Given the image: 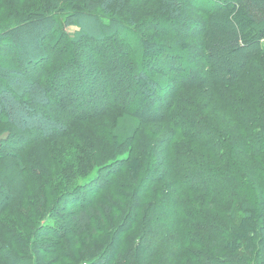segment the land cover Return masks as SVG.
<instances>
[{
	"label": "trees",
	"instance_id": "1",
	"mask_svg": "<svg viewBox=\"0 0 264 264\" xmlns=\"http://www.w3.org/2000/svg\"><path fill=\"white\" fill-rule=\"evenodd\" d=\"M154 1L159 8L155 22L151 21L153 25L145 22L138 25L135 16L123 22L120 11L127 0H47L27 22L21 23L13 17L0 25V41L14 42L22 53L30 39L41 40L42 52L35 53L37 49H31L28 56H24L29 58L23 61L26 67L27 64L38 66L40 62L45 67L41 80H29L21 71L23 66L19 71L0 64V132L4 129L8 132L6 140L0 141L2 264H40L35 259L37 248L29 246L23 236L25 233L35 238L43 235L42 229L40 232L28 230L32 220L43 217L41 220L46 221L53 212L64 211V207H69V213L66 216L68 226L62 230V235L70 231L71 236H82V241L94 242V236L100 234L106 241L103 247L94 243V250L83 246L89 264H143L150 260L152 255L142 257V252L147 254L150 251L146 246L169 243L149 237L151 224L155 223L153 216H158L161 223L164 219L171 223L169 230L163 225L159 226L160 229L155 227L159 231L158 237L165 235L168 240L179 239L181 252L191 256L197 264H264V0H220L209 11L189 0ZM61 13L64 17L60 24L56 15ZM99 15L111 17L105 23ZM83 19H92L94 24L87 26ZM192 22L196 23L195 30L185 32L183 29H188ZM163 25H169L171 31L175 26L179 30L171 33ZM70 26L79 28L73 39L66 40L68 43L57 41L56 31L63 32ZM141 29L153 38H172L168 40L169 44H161L159 49V45L154 44L156 42L135 37L134 34ZM157 31L160 32L156 34ZM29 33L31 37L26 36ZM46 38L48 48L45 51ZM63 45L66 47L64 63L52 65L64 52ZM98 49L105 51L107 57L104 60L100 61L98 53L93 52ZM147 49L148 52L156 51L159 69L145 71ZM91 55L97 60V66L84 64L85 57L92 59ZM57 68L62 72L55 78ZM208 75H212L211 83L218 86H231L253 75L249 82H254L256 87L252 84L251 88L244 80L240 91L247 95V99H252V105L246 111L244 106L237 107V113L242 111L244 116L236 117L239 125H230L223 133L222 129L215 130L211 121L214 110L201 112V120L196 118L199 128L196 125L193 131L190 130L193 133L190 142L196 143L197 150L192 146L190 149L178 138L184 137L188 131L184 130L182 123L189 125L192 117L176 111L183 104L181 98H187L188 90L199 87ZM107 76L112 81L128 79L134 88H130L131 93L127 89L121 92L116 88L109 90ZM95 82L106 91L95 89ZM85 94L93 97L87 101ZM108 95L110 97L104 98ZM136 98L142 101L140 105L133 103ZM63 100L66 102L61 105ZM69 101L85 105L83 112L86 115L80 113L83 117L79 119L88 116L108 120L117 116L114 110L125 116L111 125L110 134H107L108 147L97 155L96 151L91 156L87 154L93 157L92 164H98L100 168L90 170V163L80 155L77 157L80 165L67 169L65 182L68 184L77 175H85L80 185L71 190L62 180L54 181L55 176L49 169H42L40 155L34 165L27 164L34 172L24 170L26 163L16 165L11 159L16 151L23 159L32 158L33 151L28 146L36 140H42L41 144L50 143L56 135L66 139L72 131L68 122L75 121L73 114L76 112L71 113L73 107ZM52 109L60 116L68 114L67 120L57 121L50 117L48 114ZM143 116L153 119L145 121ZM177 117L186 119L175 121ZM154 119L161 129L170 131L160 141L147 136L141 129L156 122ZM123 121H126L125 127ZM205 130L209 131L204 136L212 134L213 138V131L222 133L223 141L201 143L204 137L200 131ZM167 137L171 142H165ZM162 143L164 150L160 152ZM84 146L77 149L86 151ZM14 159L17 163L23 161ZM43 160L51 162L53 170L59 165V160L51 155ZM5 164H15L17 170H21L18 175L21 179L25 174L36 179L34 187L38 190L35 189L29 201L40 209L38 217L26 216L22 204H19L21 180L15 190L9 186L13 185L11 181L7 179L8 184L6 179H1V175L7 172ZM251 188L256 193V201L250 200L247 190ZM46 204L45 214L43 208ZM60 205L64 207L60 208ZM214 207L227 210L229 219L212 214L210 209ZM236 211H240L248 229L234 230L230 222ZM5 214L14 215L18 224H12V219H6ZM8 222L11 227L6 226ZM194 224H197L204 242L201 250L193 251L189 245L200 246L197 239L184 241V235L179 231L184 229V234L190 236ZM134 231L140 235L136 239L131 235ZM23 242L25 247L14 249V244ZM66 243L69 242L63 244ZM51 248L52 244L49 253L61 260L73 258L69 250L59 254ZM225 250L228 251L224 257H219Z\"/></svg>",
	"mask_w": 264,
	"mask_h": 264
},
{
	"label": "rangeland",
	"instance_id": "2",
	"mask_svg": "<svg viewBox=\"0 0 264 264\" xmlns=\"http://www.w3.org/2000/svg\"><path fill=\"white\" fill-rule=\"evenodd\" d=\"M98 1V0H96ZM191 4H194L198 7L204 8L205 10L209 11L211 6H215L217 5V3L220 0H189ZM47 0H0V25L5 23L6 21H9L10 19H12L14 17V19H19V21H21V23H25L27 22L30 18H32V16H35L37 11H39L40 7L43 6L44 3H46ZM158 3H156V1L152 0V1H147V0H127L126 5L124 6V8L120 11V17L121 20L124 22L128 19V17H132L135 16L136 17V21L139 25V23L145 22V23H152V25L154 24V19L156 18L155 14L158 13ZM33 14V15H32ZM63 13L61 14H57L56 18L59 20H57L60 24L62 23L63 20ZM100 16V15H99ZM192 16V15H190ZM101 19L104 20L105 23L108 22V19L111 17L110 15H106L100 16ZM160 17V16H159ZM158 17V19H159ZM83 21L85 22V24L88 25H93L94 21L91 19H83ZM154 21V22H151ZM196 21V20H195ZM144 23V24H145ZM149 28L151 29L152 26L148 25ZM194 27L196 26V23H191L190 26L187 28H184L183 30L185 32L188 31H193L195 30ZM157 28V27H155ZM154 28V29H155ZM163 28H166L165 30H169L170 27L169 25L166 27L165 25H163ZM64 29V28H63ZM79 30L78 27L75 26H70V27H66L63 32L59 31V29L56 31V37L55 39L59 42H65L68 43L66 40H72L73 38V34L76 33ZM173 31H170L171 33H174V31L179 30L176 26L172 29ZM160 31H157L156 34H158ZM137 34V35H136ZM136 38H147V40L149 41H153L156 42L154 43L155 45H159L157 48L160 49V47L162 46L161 44L164 43H168V40L171 39L172 37H170L168 40L163 38V37H159V38H153L152 35H149V33H147L146 31H144L143 29H141L140 31H138V33L134 34ZM26 36H30L31 37V33L27 34ZM153 38V40L151 39ZM37 41H34L30 39V42H28L27 44H25V47H23V53L20 52L18 50V48H16V46L11 42H6L1 40L0 41V64L2 66L5 67H9L11 69H16L19 70L21 68V66L24 67V70H21L25 73V76L29 79V80H41V76L42 74L45 72L43 67V64L40 62L39 65H33V64H27V67L25 66V62L27 61V59L29 57H24L25 55L28 56V52H30V50L32 49H37V52L35 53H41L42 52V45H41V40L39 41L38 38H33ZM47 38L44 39V43H45V51L46 49V45H47ZM52 42V41H51ZM163 42V43H162ZM134 47H138V45L133 42ZM152 43V42H151ZM56 46V44H54V47ZM63 50L64 52L59 56V61L58 62H54L52 65L55 64H59L64 63V58L66 57L65 55V51H66V47L63 45ZM125 47H128L127 44H125ZM48 48V47H47ZM124 50V49H123ZM158 50V49H157ZM149 49H147V54H146V58L145 61H147L146 64V68L145 71L147 70V72L150 69H159L160 67V63L157 62V55H156V51H152V52H148ZM93 52H97L98 56H99V60H104L105 56L107 57V55L105 54V51H103L102 49H98L97 51H93ZM33 53V51H32ZM92 59H89V57H85L84 60V64H88L90 63L93 66H97V60L94 59V57L91 55ZM184 58L188 59L186 56H184ZM26 59V60H25ZM25 60V62L23 61ZM151 61V63L149 62ZM149 62V64H148ZM159 64H157V63ZM37 66V67H36ZM20 71V70H19ZM62 72V70L60 68H57L56 71H54V77H58L60 75V73ZM114 71V70H113ZM252 71V69H251ZM39 72L40 76H39ZM254 72V71H253ZM68 76H70V73H67ZM104 75H107L104 74ZM52 76V75H51ZM97 77H99V75H96ZM109 77V76H107ZM183 77H186L185 74ZM204 78V76H202V79ZM249 78H252L253 80V75H248L247 77H244L243 79H240V81H238L236 84H233L231 86H226L220 84L215 85L212 82V75H208L207 77H205L204 81H202L203 83L199 86V87H194V88H190V90H188L187 92V98H181L183 104H181L178 107V110L176 111L177 114L179 113H183L188 115L191 118V123L189 125H187L186 123H182V125L184 126V130L187 131L186 134H183L184 137H179L178 139H181L182 142L184 144H182L183 146H192L193 148H196V143L194 144L193 142H190V138L193 136V133H191V131H193L192 129L195 128V126L197 125L196 122V118H198V120L200 119V114L201 112H205L207 111V113H209V111H213L214 110V114L211 117V121L215 124L216 129L215 130H220L222 129V133L225 132L226 127H230V125L232 127H237L239 125L237 118L240 119L241 117L244 116V113L242 111H239L237 113L236 108L240 107V106H244L243 108L246 111V108L248 106L252 105V99L248 98L247 99V95H245V93H241L240 91L242 90V83L245 82L247 84H249V86L252 88V84L254 85V82L250 83L249 82ZM109 80L108 82V86L109 90L110 89H114L116 88L119 92L123 91L124 89H127L130 93H131V89L134 88V84H131L130 81L128 79H121L119 81V79H114V81H112L111 77L107 78ZM96 88H98L99 90H101L102 92H105L106 90L104 88H99L98 86L99 83L95 82V85H93ZM256 86L254 85V88ZM131 88V89H130ZM18 94H20V91L17 92ZM195 94H200V95H196ZM87 96V94H85V97ZM87 101L90 100V98H92L93 96H91V94H89L87 96ZM110 97V95H108L107 97L104 98H108ZM103 98V99H104ZM66 101L63 100L61 102V105H63ZM70 102V101H69ZM142 101H139L138 98L133 100V103L135 105H140ZM71 103V102H70ZM209 103V104H208ZM145 104V103H144ZM142 104V105H144ZM75 105V106H74ZM71 107H73V110L71 111V113L75 112L73 115L75 117V121H70L68 122V125L70 126V128L72 129V131L67 134L68 137L66 139H64L62 137V135H56V137L50 141V143H42V140H36V144L34 145V143H30V145L28 146L29 150L32 149L33 151V157L32 158H26L24 157V159L21 157L20 152L16 151L14 154L15 156L12 157L11 159L13 160V162L16 165H20L22 163H26L24 165V170L26 171H33V168L31 169L30 166H28L27 164L29 163L30 165H34L35 162H37L39 155L41 156V163L40 166L42 167V169L44 170H48L51 171V175L55 176L54 181H58V180H62V182H64L65 184L69 185L70 190L73 188H76L80 185V183L82 182V180H84L85 175H77L69 184L68 182H65V177L67 175V169L73 167V166H77L80 165V162L78 161V156L80 155H84L85 159L87 160V163H90L89 169L90 170H95L100 168L101 166H99L98 164L94 165L92 164L93 162V157H90L92 155L93 151H96V155L99 153H102L101 149H105L106 147H108L107 144V134H110V127L111 125H113V123H115L119 118H123L125 116H123V113H120L119 111L116 112L117 116H113L108 120H100L98 117H86L85 119H79L80 117V113H83L84 117H85V105H78V101H72V103L70 104ZM79 106V107H78ZM154 106H152L153 108ZM235 108V109H234ZM58 110V108H57ZM57 110H53L51 115L49 112V116L53 117L55 120L57 121H65L67 120L68 114L62 113V115H58L57 114ZM143 111V110H142ZM141 111V112H142ZM175 113V114H176ZM198 113V117H196V114ZM185 115V116H186ZM145 121L147 120H151L153 118L147 116H143ZM187 117V116H186ZM186 117H177L175 119L176 120H180V119H186ZM237 117V118H236ZM205 119H208V117H206ZM204 119V120H205ZM155 120V119H154ZM156 122L153 123H148L146 124L145 128H141L142 130H144L146 132L147 136L150 137H154L155 140L160 141L162 139V137L166 136L167 133H169L170 131H167L166 129H164L162 127L161 129V125L157 122V120H155ZM125 123V124H124ZM122 125L125 127L126 126V121H123ZM186 125V126H185ZM210 126V125H209ZM1 127V125H0ZM197 128H199V125H197ZM191 130V131H190ZM1 131V130H0ZM207 131L209 130H205L200 131L202 133V136L204 137V140L201 142L203 144H206V142H210L209 140H212V142L215 141H220V139L222 138V133L219 134V132H215L213 131L214 134V138L211 136L212 134H209L210 136H204V134L207 133ZM196 132V131H194ZM198 133V132H197ZM199 134V133H198ZM38 134H35V136H37ZM201 135V134H199ZM8 136V132H6V130L4 129L2 132H0V141H4L6 140V137ZM26 136V135H23ZM32 136V135H30ZM34 136V135H33ZM201 138V137H200ZM33 139V138H32ZM35 139V137H34ZM33 139V140H34ZM37 139V138H36ZM32 140V141H33ZM80 140V141H79ZM222 140V139H221ZM171 142V139H169L167 137V139L165 140V142ZM197 141V140H194ZM223 141V140H222ZM211 142V143H212ZM199 143V140H198ZM41 147V145H43ZM164 143L160 144V152H163L164 150ZM178 144V143H177ZM85 145V146H84ZM84 146L86 151H80L77 148H80ZM190 149H193V148ZM128 148V145H127ZM14 151H11L10 153H13ZM94 153V154H95ZM126 153V152H125ZM87 154H90V156H88ZM51 155L55 158H57L59 160V165L57 168H55V170L51 169V162H44V159H48V156ZM127 155V154H126ZM1 157V154H0ZM14 158H20L23 161L22 162H16ZM107 158H109L108 154H107ZM184 163L183 166L186 165V159H184ZM252 160H250L251 163ZM249 163V164H250ZM15 164L13 165H8L5 164L7 172L4 176L1 175V179H8L9 181H11L12 184H9V186H11L13 189H17V182L21 180L22 182V188L20 189V193H21V197H19V204H22V210L24 211L26 216L32 217L33 215L38 217V211L40 210L39 208H35V204L31 203L29 201L30 197H33V193L36 192V190H38L37 187H34L35 183H37L36 179L34 177H32V175L30 174H25V178L21 179L19 178V174L21 173V170H17V166H15ZM175 164V163H174ZM244 165L248 166L247 163H244ZM47 171V172H48ZM98 171V170H97ZM92 172L91 175L94 173V175L96 174V172ZM90 173V171H89ZM88 173V174H89ZM102 174H100L101 176ZM40 182V181H39ZM204 183V182H202ZM62 185V184H61ZM60 186V185H59ZM189 186V185H187ZM247 192L250 194V200L252 201H256V193L254 191L253 188H251L250 190H247ZM47 194V193H46ZM1 195V194H0ZM77 196H80V194H78ZM66 198V197H65ZM75 198V196H74ZM76 199V198H75ZM34 200V198H33ZM65 200V199H64ZM0 203H3L2 200H0ZM64 207V205H60V208ZM48 207L47 204L45 205V208H43L45 214L47 211ZM69 207L68 208H63L64 211H61V209L55 212H53V215L50 217V219L47 218V220H41L42 218H36L32 220V224L29 225V231L35 232L42 229L43 231V235H39L37 236V238L35 237H29L27 234L25 233V235L23 236V240L28 241L29 246H35L37 248V250L35 251V259L37 261H40V264H89L88 260L86 259V255L85 253H83V246H85L87 249H91L93 248V244L97 243L99 245H101L102 247L105 244V240L102 238V235H95L94 236V242L91 241H82L83 238L82 236L79 237L78 235L75 236H71L68 233H70V231H68L67 233H63L62 235V230L68 226V221L67 220V215L69 213ZM211 213L214 215H217L218 218L220 217V219H229L228 218V213L226 212L227 210H225L223 208V210H218L215 207L213 208V210H211ZM6 215V214H5ZM14 215H10L7 214L5 217H7L6 219H12V224H18V220L13 217ZM209 219L211 220V217L208 216ZM241 213L240 211H236V213L233 215V220L230 222V224L234 225V230L238 231L237 229H248L249 227H245L244 226V222L241 219ZM154 218V224H151V233L149 235V237H153L155 241H159V242H169L167 245L161 244V245H155V246H146L148 248H150V251L145 254L144 252H142V257L147 255L150 256L152 255L153 257L150 260H147L145 262H143V264H197V262H195L191 256H189L188 254H184L181 252L182 246L180 243L179 239L176 238H170L168 240V236L162 235L161 238L158 237V233L156 230V226L158 229L159 226L163 225L164 227H166L167 230H169L171 223L170 222H166V219H164V221L161 223V221H159L158 216H153ZM162 220V218H161ZM229 222V221H228ZM3 224L4 221L2 222ZM11 223H6L7 227H11ZM117 224H114V226H116ZM195 228H194V232H190L187 231L188 233H192L189 234L190 236H186L184 234V229L182 231H179L180 234L184 235V241L188 240L190 242H192V240L190 239H197L198 244H200V246H198L197 244H192L189 245V249H193L194 250H201V248L203 247V236L201 234L200 231H198V227L196 228L197 224H194ZM244 226V228H242ZM43 227V228H42ZM110 229V228H109ZM162 230H164V228H162ZM170 232V231H169ZM165 234V233H164ZM132 238L136 239L138 238L140 235L138 232L134 231L131 234ZM66 236V237H65ZM130 236V235H129ZM143 236V235H142ZM250 237V234L248 235ZM146 238L147 237H144ZM64 242H69L66 244H63ZM137 243V240H136ZM52 244V250H57L60 253H64L67 252L68 250L71 252V254L73 255V258H67L66 260H61L59 258H57V256L53 253H49L50 250H48L49 247H51ZM4 245V244H2ZM25 247V242L20 243L18 245L14 244V249H21ZM95 248H93L92 250H94ZM228 250H225L223 252H221L219 255V257L223 258L224 257V253L227 252ZM87 253V252H86ZM95 255V254H94ZM93 258V257H92ZM91 260V259H90ZM2 258H0V264H2ZM35 264V263H34ZM255 264V263H252Z\"/></svg>",
	"mask_w": 264,
	"mask_h": 264
}]
</instances>
